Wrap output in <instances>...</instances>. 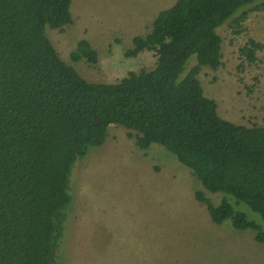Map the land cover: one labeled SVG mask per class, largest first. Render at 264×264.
<instances>
[{
  "label": "trees",
  "instance_id": "obj_1",
  "mask_svg": "<svg viewBox=\"0 0 264 264\" xmlns=\"http://www.w3.org/2000/svg\"><path fill=\"white\" fill-rule=\"evenodd\" d=\"M257 1L174 0L124 51L154 50L152 68L89 82L46 35V27L61 31L71 22L70 0H0V264H56L70 171L89 146L102 144L109 124L132 130L138 149L157 143L190 169L199 186L194 199L211 221L227 220L264 242L261 226L224 196L264 220V126L219 117L196 77L201 66L220 64L216 28L231 17L239 24L264 7ZM260 47L248 38L238 52L253 62ZM191 55L194 64L179 76ZM69 58L94 63L96 51L79 39ZM208 192L223 196L214 205Z\"/></svg>",
  "mask_w": 264,
  "mask_h": 264
},
{
  "label": "rangeland",
  "instance_id": "obj_2",
  "mask_svg": "<svg viewBox=\"0 0 264 264\" xmlns=\"http://www.w3.org/2000/svg\"><path fill=\"white\" fill-rule=\"evenodd\" d=\"M173 2L70 0L71 22L61 31L46 27V35L59 58L86 81L115 82L127 71L154 66V50L134 57L124 51ZM231 18L216 28L220 64L215 69L201 66L196 77L219 117L264 126V7L249 10L239 24ZM248 38L261 45L253 62L238 52ZM79 39L96 51L94 63L70 60ZM194 62L191 55L179 76ZM127 132L133 133L109 124L102 144L89 146L75 161L69 177L72 202L56 264H264V242L255 241L251 230L232 229L227 220L211 221L205 205L194 199L199 186L190 169L157 143L138 149ZM207 196L215 205L223 194ZM224 196L264 231V220L244 203Z\"/></svg>",
  "mask_w": 264,
  "mask_h": 264
}]
</instances>
